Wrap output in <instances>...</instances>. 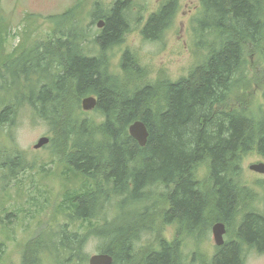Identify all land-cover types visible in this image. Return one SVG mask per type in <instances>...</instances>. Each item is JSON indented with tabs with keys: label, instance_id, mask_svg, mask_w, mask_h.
<instances>
[{
	"label": "trees",
	"instance_id": "trees-1",
	"mask_svg": "<svg viewBox=\"0 0 264 264\" xmlns=\"http://www.w3.org/2000/svg\"><path fill=\"white\" fill-rule=\"evenodd\" d=\"M180 1L167 0L148 16L144 40L164 37ZM95 5L92 24L103 20L104 26L93 46L75 22L61 27L72 18L67 12L58 22L59 38L28 48L23 41L1 59L2 158L14 149L1 168L8 166L14 177L31 169L10 134L27 108L34 122L50 130L47 148L65 187L57 211L77 226L72 232L61 227L56 238L44 229L27 245L23 264H82L90 260L84 251L91 238L102 243L100 254L113 264H244L243 246L264 252V214L252 208L253 190L236 179L246 154L256 150L264 158V107L254 106L257 74L249 61L264 58V0H201L192 30L202 59L175 82L161 74L150 81L149 69L130 49L114 64V48L143 19L141 13L134 18L133 0ZM0 21L1 46L9 34ZM88 97L98 100L96 115L82 110ZM136 121L148 128L145 147L129 134ZM7 131L9 144L1 141ZM131 205L134 214L127 211ZM45 209L34 204L36 215ZM219 222L233 241L212 256L199 249L186 259L183 240L200 242ZM171 225L178 231L169 242L164 232ZM142 234L153 239L137 251L133 242ZM2 254L0 243V260Z\"/></svg>",
	"mask_w": 264,
	"mask_h": 264
},
{
	"label": "rangeland",
	"instance_id": "rangeland-1",
	"mask_svg": "<svg viewBox=\"0 0 264 264\" xmlns=\"http://www.w3.org/2000/svg\"><path fill=\"white\" fill-rule=\"evenodd\" d=\"M115 1L117 0H0V18L5 21V29L9 34L6 41L1 42L0 66L1 59L12 55L15 48L21 46L23 41H26L24 46L28 48L35 43L55 40L59 38L58 31L64 26L63 29H68L72 22L86 30L87 41L89 40V45L93 46L94 37L104 26V23L102 27H98L99 23L92 24L93 12L97 10L95 4L99 3L101 5L99 8L104 9ZM166 1L133 0L134 18H137V13H141L143 19L140 23L136 21L132 25V31L127 35L126 42L121 47L114 48L115 65L119 63L123 50L130 49L136 54L142 66L149 69L150 81L161 74L162 78L175 82L186 77L194 65L201 61L202 55L198 54L199 50L195 45L192 30L193 20L201 9V0H181L174 24L159 42L143 39L141 29L144 22ZM67 12H72V18L66 23L63 22L60 29L58 22ZM1 25L0 21V39H3L5 31H2ZM85 44L86 42L83 45ZM249 61L251 69L257 74L253 91L254 106L264 107V63L254 55L249 57ZM89 113L96 115L93 111ZM10 132L15 147L22 152L25 163L31 169L14 177L8 166L5 169L1 168L3 163L9 162L8 159L14 150L13 146L11 145V152L7 156L2 158L0 153V243L3 250L0 264H23L27 245L38 238L44 229L48 228L49 238H56L61 227L72 232L77 226L74 223H72L74 226H70L68 214L57 211L63 199L65 187L60 179L61 169H57V164H54L55 158L47 148L49 144L41 149H34L42 137L50 138L48 126L40 120L34 122L28 109L24 108L17 119L16 127ZM11 137H9V131L4 132L1 141L6 140L5 143L9 144ZM261 163L264 164V158L256 150L246 154L242 160L240 178L243 181L242 184L254 192L252 208L264 214V175L250 170L252 165ZM201 169L199 178L203 179L205 169L203 167ZM45 171L51 172L47 175ZM37 202L46 205L45 212H41L40 215H36L38 211H34V204ZM110 209L108 216L111 220L115 217L113 212L115 208L111 206ZM177 231L176 225L168 226L164 236L169 242L174 241ZM80 232L88 233L84 228ZM204 236L200 242H196L193 238L183 240L181 249L186 259L199 249L210 256L216 253L218 247L213 239L212 228ZM231 237L228 232L224 245L233 241ZM151 239L153 238H143L141 249L146 247ZM101 246L102 243L99 240L90 239L84 251L88 260L100 254ZM241 256L244 264H264V253H259L247 246H243ZM89 262L90 260L82 264H90Z\"/></svg>",
	"mask_w": 264,
	"mask_h": 264
},
{
	"label": "water",
	"instance_id": "water-1",
	"mask_svg": "<svg viewBox=\"0 0 264 264\" xmlns=\"http://www.w3.org/2000/svg\"><path fill=\"white\" fill-rule=\"evenodd\" d=\"M103 23H99V27H102ZM97 106V100L94 97L85 98L82 101L83 110L86 112L92 111ZM130 135L140 144L145 147L148 141L149 133L147 126L142 121H136L130 126ZM50 143V138L42 137L38 143L34 146V149L38 150ZM250 170L258 174H264V164H256L250 167ZM226 227L223 223H216L212 227V233L214 242L218 247L224 245V236L226 235ZM112 257L109 255H94L90 258V264H112Z\"/></svg>",
	"mask_w": 264,
	"mask_h": 264
},
{
	"label": "bare ground",
	"instance_id": "bare-ground-1",
	"mask_svg": "<svg viewBox=\"0 0 264 264\" xmlns=\"http://www.w3.org/2000/svg\"><path fill=\"white\" fill-rule=\"evenodd\" d=\"M262 60V62L264 63V58L263 59H261ZM96 100H97V98H95ZM97 105H98V100H97ZM135 123V122H134ZM133 123V124H134ZM131 126V125H130ZM148 129V128H147ZM148 133H149V131H148ZM129 134H130V127H129ZM131 136V135H130ZM132 137V136H131ZM133 138V137H132ZM149 138V137H148ZM134 139V138H133ZM135 140V139H134ZM136 141V140H135ZM137 142V141H136ZM139 144V143H138ZM140 145V144H139ZM142 147V146H141ZM240 175H241V172H240V174H239V176L236 178L238 181H239V183H241L242 184V179L240 178ZM261 175H264V174H261ZM243 185V184H242ZM151 201H152V193H151V195L149 194L147 197H146V199H145V206H149L150 204H151ZM247 204V203H246ZM129 206V205H128ZM127 211H129L130 213H132V214H134V212H135V209L133 208V205H131V207H128V210ZM149 211H152V209H151V207L149 208ZM154 218H155V220H154V223L153 224H156L158 221H159V215H154ZM237 225V224H236ZM152 226V225H151ZM150 231H151V229H149ZM69 231V230H68ZM141 237L142 238H146L147 236H144L143 234L141 235ZM142 242H143V239L141 240H135L134 242H133V248H135V250H137V251H140L141 250V248H142ZM224 243H225V237H224ZM262 253H264V252H262ZM112 264H113V261H112Z\"/></svg>",
	"mask_w": 264,
	"mask_h": 264
},
{
	"label": "flooded vegetation",
	"instance_id": "flooded-vegetation-1",
	"mask_svg": "<svg viewBox=\"0 0 264 264\" xmlns=\"http://www.w3.org/2000/svg\"><path fill=\"white\" fill-rule=\"evenodd\" d=\"M253 250H256V249H253ZM257 251V250H256Z\"/></svg>",
	"mask_w": 264,
	"mask_h": 264
}]
</instances>
